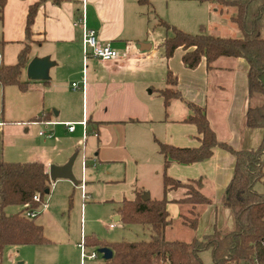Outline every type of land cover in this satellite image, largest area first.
<instances>
[{"label": "crops", "instance_id": "obj_1", "mask_svg": "<svg viewBox=\"0 0 264 264\" xmlns=\"http://www.w3.org/2000/svg\"><path fill=\"white\" fill-rule=\"evenodd\" d=\"M37 2L40 4L27 37L28 9ZM208 5H214L213 11L218 14L217 18L212 16L211 27L217 36L229 22L233 24L234 14L219 5ZM152 10L151 2L142 5L139 0H5L0 18V65L14 64L20 49L29 45L28 60L20 76L27 88L20 92L16 86L20 92L17 112L22 121L5 120L4 111H0V161L40 162L48 174L50 166L66 164L73 154L76 159L82 147L81 177L90 168L89 177L100 186V201L116 205L113 218L117 222L120 203L134 200L136 190L148 193L150 199L163 196V157L158 153L157 142L178 148L200 145L196 127L184 121L189 115L184 101L203 107L218 141L233 149H254L262 137L261 129L245 126L246 61L220 57L207 69L202 59L191 70L182 63V48L165 58L160 43L168 34L158 25L160 19L153 28L148 26L145 16ZM83 12L86 27L95 31L98 41L118 51L117 61L101 62L91 55L83 58L78 24ZM154 29L163 30L164 35H155ZM201 29L205 32L203 26ZM234 30L231 38H240L238 28ZM143 44L150 48L141 49ZM35 57H48L51 66L42 79L29 80L26 67ZM221 60L224 61L220 64ZM167 72L176 79L182 100L172 99L164 107L159 91L165 87ZM73 79L79 85L68 91V82ZM84 119L86 136L80 124ZM65 123L74 125L73 132L67 130ZM47 134L51 137L47 138ZM85 158L90 166L86 164L82 169ZM233 166L234 157L215 148L203 162L172 163L166 168V175L179 182L202 178L201 192L212 200L210 205L196 206L199 219L196 229L191 230L181 220V215H188L189 206L174 202L182 197V191L167 193V240L200 239L201 233H211L209 227L203 232L211 218L223 212L231 217L230 211L220 205V197L230 182ZM49 192L50 187L46 195Z\"/></svg>", "mask_w": 264, "mask_h": 264}, {"label": "trees", "instance_id": "obj_2", "mask_svg": "<svg viewBox=\"0 0 264 264\" xmlns=\"http://www.w3.org/2000/svg\"><path fill=\"white\" fill-rule=\"evenodd\" d=\"M60 1V0H54ZM219 5L224 11L231 10V21L237 26L241 37H219L200 33L189 34L159 20L158 25L168 34L160 43L163 56L170 58L177 48L185 53L182 63L188 69H195L202 59L206 68L220 57L242 58L247 63L248 105L245 126L261 129L262 137L254 149H233L229 144L218 141L210 127L203 107L184 101L189 110L185 122L193 124L199 135L200 145L196 148H178L157 142L158 153L163 157L162 189L160 199L143 200V190L135 191L132 201L124 200L117 209L119 222L123 225L146 226L150 231L147 241L106 243L95 237H83L85 247H106L112 252L109 260L99 264H202L200 253L208 250L214 264H264V0H196ZM148 4V0H139ZM40 3L28 9L26 36ZM5 0H0V18ZM29 45L25 44L12 65H0V86H17L25 91L27 83L20 76L28 60ZM176 79L170 72L165 78V87L159 91L164 107L172 99L182 100L176 87ZM215 148H220L234 157L230 182L220 197L233 219V230L222 233L213 230L202 239L195 237L188 242L167 240L164 230L169 224L166 210V194L181 190L182 197L174 202L189 206L188 215H181L183 224L195 230L199 212L196 206L210 205L212 200L204 196L201 189L203 179L179 182L166 175V168L172 164L189 165L209 159ZM262 185L261 191L256 189ZM50 180L40 162L0 161V264L7 246H41L50 243L44 237L43 228L35 223V218H26L23 206L38 207L32 197L39 195L43 202ZM9 206L21 207L18 212L7 215Z\"/></svg>", "mask_w": 264, "mask_h": 264}, {"label": "rangeland", "instance_id": "obj_3", "mask_svg": "<svg viewBox=\"0 0 264 264\" xmlns=\"http://www.w3.org/2000/svg\"><path fill=\"white\" fill-rule=\"evenodd\" d=\"M148 1L153 7L151 14L145 16L148 19L147 24L150 29L153 28L156 20L160 19L166 24L189 34L200 33V26H203L206 34L209 32L213 35L217 34L212 31L213 29L211 30L214 22L212 16L217 18L218 15L213 11L214 5L211 8L208 3H198V1L193 0ZM193 21L194 24L191 26ZM233 29L237 31L236 25L229 22V26L224 31H220L217 36L231 37L234 33ZM156 33L164 35L161 29L155 30L154 34L156 35ZM223 61L221 60L220 64ZM72 83L76 86L79 85L75 79L69 81L68 91L76 89ZM18 90L16 86H5L4 89L0 87V111L1 109L4 111L5 120H7L6 118L13 121L20 120V115L17 112L18 105H20L17 93H20L21 90H19L20 92ZM31 134H34L33 130H31ZM80 149V153L72 165V175L76 184L67 179L50 181V192L45 195L46 206L38 209L35 218V223L43 227L44 237L50 243L41 246H7L2 254L3 264H18V262H24L23 264H99L103 259L97 252V248L84 246L86 257L81 256L79 246L83 237H95L106 243L147 241L150 239L148 228H141L137 224L123 225L114 220L113 210L116 205L112 202L100 201V186L95 179L89 177L90 168L85 170L82 179L80 168L82 147ZM85 161L87 167L90 166L86 158ZM81 181L85 182V198L82 197L80 190ZM152 183L154 184L151 181ZM256 189L261 191L262 185L258 184ZM90 191L91 194L89 195ZM220 205L223 207L222 204ZM19 210L20 207L18 206H9L5 209V213L9 215ZM233 226L232 216L228 217L223 212L215 219L211 218L210 222L205 224L203 232L209 227V231L220 229L227 233L229 230H233ZM200 236L202 239L205 235L201 233ZM93 252L96 254V258L87 256ZM200 258L202 264H214L208 250L202 251Z\"/></svg>", "mask_w": 264, "mask_h": 264}, {"label": "built area", "instance_id": "obj_4", "mask_svg": "<svg viewBox=\"0 0 264 264\" xmlns=\"http://www.w3.org/2000/svg\"><path fill=\"white\" fill-rule=\"evenodd\" d=\"M78 24L81 27V42H82V52H83V58L86 59L89 55L93 56L94 58L98 59L101 62H111V61H117L120 58V55L117 50L112 48L109 44H101L97 37L95 31L88 29L85 25V14L84 12L81 13L79 19H78ZM1 57V56H0ZM75 87V85L73 84ZM82 128H83V135H87V121L84 119L80 122ZM67 130L69 132H73L74 130V125L71 123H65ZM92 134L96 136L95 132L92 131ZM40 135H43V133H40ZM47 138L51 137V134L46 135ZM82 169H85L86 163L85 161H82ZM80 190L82 193V197L85 198L84 194V182H80ZM32 200L34 202L39 203L38 207L36 208H31L29 205L23 206V212L22 214L29 219L35 218L37 216L38 209L40 207L44 208L45 202L40 201L39 195L36 194L32 197ZM112 227V225H110ZM80 249H81V256L86 257L85 251L83 248V239L80 244ZM90 258H96V254L93 252L89 255ZM256 264V263H252Z\"/></svg>", "mask_w": 264, "mask_h": 264}, {"label": "water", "instance_id": "obj_5", "mask_svg": "<svg viewBox=\"0 0 264 264\" xmlns=\"http://www.w3.org/2000/svg\"><path fill=\"white\" fill-rule=\"evenodd\" d=\"M149 45H141V49H149ZM51 66L48 57L43 58H33L29 61L26 67V77L29 80H39L42 79L45 75L47 68ZM75 154H73L70 159L67 161L66 164L62 166H50L48 171V176L50 181H55L56 179H67L74 184L76 181L72 175V165L75 159ZM48 193V190L45 191V194ZM143 200H148L149 195L148 193L144 192L142 196ZM97 252L101 255L103 260H109L112 257V252L110 249L103 247L97 249Z\"/></svg>", "mask_w": 264, "mask_h": 264}]
</instances>
